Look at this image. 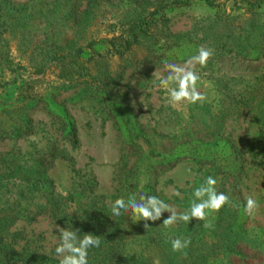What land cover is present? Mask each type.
<instances>
[{
	"label": "rangeland",
	"instance_id": "374dc122",
	"mask_svg": "<svg viewBox=\"0 0 264 264\" xmlns=\"http://www.w3.org/2000/svg\"><path fill=\"white\" fill-rule=\"evenodd\" d=\"M0 1L1 13L18 19L3 35L9 52L4 66L15 72L0 73V101L13 104L15 87L29 79L38 80L33 89L39 99L10 114L28 120L31 135L0 141L1 161L30 166L55 151L59 159L47 174L56 193L72 201L70 210L88 208L95 196L111 209L125 198L127 181L137 199L155 195L183 212L194 190L212 176L230 203L207 216L211 228L195 219L164 228L170 215L164 213L160 221L148 222L147 232L143 221L132 223L128 216V238L144 244L150 237L191 240L183 252L167 245L166 261L190 250L195 257L190 264H264V15L247 11L251 0L185 6L177 0ZM145 19L157 22L121 58L108 54L83 64L73 57L91 58V49L105 50L101 42L122 38L129 29L141 31ZM200 46L214 49L206 67L196 66L205 100L170 107L165 91L151 82L153 73L164 61L183 64ZM230 47L247 58L228 52ZM71 128L77 130V145L67 139ZM146 143L161 157H152ZM247 196L258 204L252 216L243 212ZM55 226L61 227L38 217L11 232L22 231L21 244L28 241L59 259ZM143 249L160 264L159 249Z\"/></svg>",
	"mask_w": 264,
	"mask_h": 264
},
{
	"label": "trees",
	"instance_id": "16d2710c",
	"mask_svg": "<svg viewBox=\"0 0 264 264\" xmlns=\"http://www.w3.org/2000/svg\"><path fill=\"white\" fill-rule=\"evenodd\" d=\"M193 1L212 3V0H177L175 3L185 6ZM234 1L237 2L238 0ZM263 8L264 0H251L248 2L247 11L252 13L253 16L264 15ZM163 15L164 13H161L162 22H165ZM10 19V12L3 11L1 13L0 11V73H4L5 69L9 73L15 72L14 69L4 66L9 52L3 49V45L6 47L3 35L16 26L18 22V19ZM156 22L157 19H150V21L145 19L144 28L139 29L141 31L138 33H134V30L129 29L122 37L124 39L122 46L121 35L118 38L101 42V45L105 47L104 51L107 52L105 54L104 51H96L93 48V50L91 49V51H94L92 57L87 60L80 59L78 54L73 57L83 64L101 60L108 54H110L109 56L118 55L121 58L131 52L132 46L138 44L140 38L146 36L147 27L154 26ZM225 47V45H222L223 49ZM234 51L238 55L242 54L241 51L235 50L233 47L228 49L230 53ZM241 56L247 58L246 54ZM37 81V79H29V81H22L18 87H15L14 90L17 95L13 104L7 105L0 101V141L12 138L19 139L31 135L28 120L23 118L20 120L13 119L10 118V114L20 112L23 109L18 106L19 104L37 99L38 92L33 89V85ZM67 139L72 145L78 144L76 128H71L68 131ZM146 144L152 157H161L162 153L153 149L151 143ZM131 147L136 146L131 143ZM58 159L59 157L55 155V151H51L47 156H39L30 166L20 162L10 163L0 160V264H59V259L41 253L38 248L32 246V243L25 241L21 244L20 242L24 239L22 231L13 234L11 232L17 223L29 225L36 221L38 217H45L64 228L78 229L80 236L93 234L100 237V247L88 250V264H154L151 259L145 256L143 248H153L156 251L159 249L158 259L160 264H190L189 261H195L193 251L190 254V250L188 253L175 254L171 256L172 261L170 257L166 261L164 258L169 255L167 253L168 249L169 247L172 248L171 243H168L165 239L153 240L150 237L145 239L146 243L144 244L142 238L140 241L128 238L126 224L129 222L127 217L130 216V213H123L121 217L112 216L111 209L104 206L101 196H95L91 199V204L96 206L86 205L88 207L86 209L78 206L70 210L71 205H69V202L72 201L70 198L62 197L56 193L54 183L47 174L48 169ZM124 182L125 190L123 191L126 195H124L125 198L121 197L126 200L131 191L128 190L127 181ZM141 233H143L142 230ZM167 245H169L168 249L166 248Z\"/></svg>",
	"mask_w": 264,
	"mask_h": 264
},
{
	"label": "clouds",
	"instance_id": "9594fccd",
	"mask_svg": "<svg viewBox=\"0 0 264 264\" xmlns=\"http://www.w3.org/2000/svg\"><path fill=\"white\" fill-rule=\"evenodd\" d=\"M214 49L200 46L196 53L189 56L183 64L163 62L162 67H157L153 73V80L156 88L165 91L166 103L173 108L184 104L196 105L205 100V96L198 90L200 76L197 74L196 66L206 67L207 62L213 56ZM217 180L208 176L203 183L193 192V199L189 207L178 212L164 200L155 195L141 194L137 199L135 194L129 195L125 200L118 198L111 204V215L119 217L123 213H130L132 223L144 222V229L148 232L150 222L160 221L164 213H170L163 219L164 228H171L177 224H189L190 221H205L203 227L211 228L207 216L219 212L220 209L230 203L229 197L216 190ZM177 195H179L177 193ZM243 212L246 215H254L258 204L251 196L245 198ZM236 207V205H233ZM59 232L58 244L55 247V255L59 258V264H88V250L100 247V237L93 234L80 236L79 230H72L71 227L64 228L55 226ZM191 244L190 239L176 238L171 241L173 252H183Z\"/></svg>",
	"mask_w": 264,
	"mask_h": 264
}]
</instances>
